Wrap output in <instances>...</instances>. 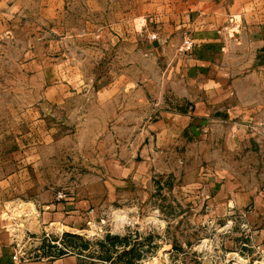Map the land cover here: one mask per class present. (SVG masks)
I'll list each match as a JSON object with an SVG mask.
<instances>
[{
  "label": "rangeland",
  "instance_id": "1",
  "mask_svg": "<svg viewBox=\"0 0 264 264\" xmlns=\"http://www.w3.org/2000/svg\"><path fill=\"white\" fill-rule=\"evenodd\" d=\"M160 1L0 0V230L18 236L24 256L258 257L260 92L175 130L169 116L191 112L198 90L185 81L182 44L176 57L152 45L160 31L148 5ZM66 203L79 204L69 227L40 228L37 215Z\"/></svg>",
  "mask_w": 264,
  "mask_h": 264
},
{
  "label": "crops",
  "instance_id": "2",
  "mask_svg": "<svg viewBox=\"0 0 264 264\" xmlns=\"http://www.w3.org/2000/svg\"><path fill=\"white\" fill-rule=\"evenodd\" d=\"M159 4L148 5L153 10L147 18L160 31L153 47L165 48L176 57V48L186 38L193 42L180 65L185 81L197 85L198 91L191 112L169 116L175 130H186L192 116L206 122L211 111H222L221 106H228L232 113L233 106L257 91L260 95L251 103L264 105V0H161ZM66 205L37 215L40 228L55 231L51 225H70L66 215L76 214L79 204ZM8 233L0 230V264H101L75 253L23 256L22 251L18 254V236ZM255 233L258 257L249 264H264V226Z\"/></svg>",
  "mask_w": 264,
  "mask_h": 264
},
{
  "label": "built area",
  "instance_id": "3",
  "mask_svg": "<svg viewBox=\"0 0 264 264\" xmlns=\"http://www.w3.org/2000/svg\"><path fill=\"white\" fill-rule=\"evenodd\" d=\"M150 37H151L152 41L156 40V36L155 35H152ZM192 44H193V42L189 38H186L183 41V43H182L180 51H182V53L185 54V55L188 54L191 51ZM57 199L60 200V199H62V197L59 195ZM45 237H48V235H46ZM20 253H21V250L19 249L18 250V254H20ZM66 253H68V252H66ZM23 256H24V253H23ZM16 259H17V254H14L13 255V260H16Z\"/></svg>",
  "mask_w": 264,
  "mask_h": 264
},
{
  "label": "water",
  "instance_id": "4",
  "mask_svg": "<svg viewBox=\"0 0 264 264\" xmlns=\"http://www.w3.org/2000/svg\"><path fill=\"white\" fill-rule=\"evenodd\" d=\"M154 46H156V45L154 44Z\"/></svg>",
  "mask_w": 264,
  "mask_h": 264
}]
</instances>
